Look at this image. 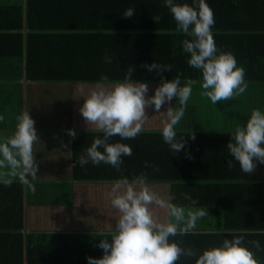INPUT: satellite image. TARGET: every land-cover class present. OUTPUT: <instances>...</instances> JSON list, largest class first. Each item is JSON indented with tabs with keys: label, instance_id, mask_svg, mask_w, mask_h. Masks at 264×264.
I'll return each instance as SVG.
<instances>
[{
	"label": "trees",
	"instance_id": "1",
	"mask_svg": "<svg viewBox=\"0 0 264 264\" xmlns=\"http://www.w3.org/2000/svg\"><path fill=\"white\" fill-rule=\"evenodd\" d=\"M9 1L0 0V33H19L23 25H26L28 35L42 41L40 44L41 47L44 46V53L49 49L53 60L62 61L67 69H71L68 72L74 76L72 81L94 83L102 72L111 79L119 76L123 78L129 65L133 66L131 79L152 84L160 83L161 75L165 79H173L178 74L177 71L182 77L200 79L198 70L187 64V54L182 52L180 43L184 34L176 31L175 21L162 0H26L24 14L19 3L13 2L11 5ZM208 3L213 9L215 21L218 22V25H212L217 46L235 52L238 64L245 68V75L252 77L257 73L259 81H264V34L261 33L262 37H256L257 39L250 35H258L250 31L264 30V26H258V22L264 21V0H208ZM128 7L135 8L133 15L122 16L121 13ZM237 13H243V16H237ZM157 15L160 19L155 21L153 17ZM233 17L242 19L239 27ZM235 40H239L235 48L230 47L232 45L225 47L227 43H233L234 46L237 43ZM248 42L259 45L255 52L251 51L257 57L254 62L246 57L243 50L238 51L246 48ZM106 53L113 55L111 63L104 62ZM154 60L170 63L173 68L162 69L160 72L153 69L150 72L144 64ZM78 66L81 69L75 74L74 70ZM183 132L186 144L175 154L169 153L160 132L143 133L139 136L138 144L131 141L134 138L125 141L132 144L134 151L130 161L131 168L134 169L130 173L121 171L113 176L104 174L96 177L78 174L75 179L114 182L121 176L131 178L143 172L149 182L170 183L175 196L181 192L183 196L191 194L184 202L178 203L174 198L178 207L191 205L208 209L212 219L220 216L224 220L221 227L211 221L208 223L209 220L204 216L197 218L202 220L197 229L176 237L184 245L202 248L218 242L219 234L221 238H230L231 234L243 233L246 241L258 240L264 246V208L260 209L262 205L258 208L259 205L257 201L255 203L252 195L247 200L236 201L232 198L233 193L227 194L233 186H242L248 190L252 185L264 187V177L257 178L261 179L259 181L250 175L235 179L232 178L235 176L209 172L208 168L217 167V160L209 162L192 140L208 136L210 132L190 131L192 135L188 131ZM190 141L194 143V147L189 145ZM146 159L155 160L150 163H160V170L151 171L144 163ZM10 186L19 188L20 184L13 182L7 187ZM219 193L223 195L221 199L227 200V204L219 201ZM210 199L213 200L211 207L200 202ZM20 200L17 195L0 207L1 240L11 243L12 256L8 260L12 264H87L86 256L102 255L103 250L97 246L100 237L96 235L103 231L50 234L36 232L35 236H27L24 247V221ZM9 206L15 210V215L11 217L14 222L9 220ZM253 250L259 258V264H264V247ZM173 264H181V261H174Z\"/></svg>",
	"mask_w": 264,
	"mask_h": 264
},
{
	"label": "clouds",
	"instance_id": "2",
	"mask_svg": "<svg viewBox=\"0 0 264 264\" xmlns=\"http://www.w3.org/2000/svg\"><path fill=\"white\" fill-rule=\"evenodd\" d=\"M162 3L172 15L176 31L184 34L180 41L182 52L187 54V64L198 70L200 79L182 77L178 71L170 80L161 75L160 83L149 95L147 81L130 78L131 65L123 78L111 79L100 73L94 86L83 96L79 111L87 129L94 126L93 130L102 135H94L76 158L81 167L104 163L120 170L123 157L133 154V146L125 141L144 130V122L149 117L147 106L165 115L159 132L169 153L175 154L186 144L185 132L177 126L184 117L193 85L199 83L202 94L213 104L244 93L248 86L244 66L238 64L231 50H222L215 42L212 28L215 19L208 0H162ZM134 10L128 7L121 15L131 17ZM103 60L111 63L113 55L106 53ZM144 67L150 72L173 68L170 63L157 60L145 63ZM173 97L175 103L170 104ZM161 105L166 110L160 111ZM16 120L10 134H0V169L7 168L11 175L29 184V178L37 176L34 144L39 137L28 110ZM67 132L73 139L77 135L71 128ZM187 133L192 135L190 131ZM229 133L231 138L226 145L231 157L227 160L229 168L235 162L247 175L256 170L258 162L264 164V107H253L247 120L238 123ZM114 134H119L120 139L109 142ZM29 186L35 190L34 184ZM108 196L118 216L114 224L110 222L102 234L96 235L100 237L97 246L103 253L99 257L86 256L87 264H173L178 260L181 264H259L253 249L261 250L264 246L258 240L246 241L243 233L231 234L230 238H221L219 234L218 242L202 248L184 245L176 239L178 235L192 233L196 219L206 212L199 209L185 219L183 210L173 203V194L156 190L143 172L116 179ZM155 209L166 210V218L158 217Z\"/></svg>",
	"mask_w": 264,
	"mask_h": 264
},
{
	"label": "crops",
	"instance_id": "3",
	"mask_svg": "<svg viewBox=\"0 0 264 264\" xmlns=\"http://www.w3.org/2000/svg\"><path fill=\"white\" fill-rule=\"evenodd\" d=\"M10 2L11 5L13 2L19 3L18 5L23 7V14L25 13L26 0H10ZM237 16L241 17L243 13H237ZM233 20L239 27L242 19L233 17ZM262 22H258V26H264V21ZM215 23L218 25L217 20ZM250 33L258 34L254 36L250 34L253 39H257L256 37H262L261 33L264 34V30L250 31ZM28 34L26 25H23L19 33L15 31L0 33V116L3 117L0 120V134H10L16 125L17 116L28 110L34 120V127L40 140L34 144L36 151L34 158L38 161L37 176L35 179L29 178V184L35 185L34 191L18 176L11 175L7 168L0 169V183H2L0 184V207L15 199L17 195L21 198L24 247H26L27 236H35L36 232L50 234L52 232L104 231L110 226V222L114 224V222L108 221L112 213H116L115 216H118V212L111 206L108 196L113 182L92 179H79L78 181L75 176L78 174H85L88 177L104 174L113 176L121 171L130 173L134 169L131 168V156L123 157L124 163L120 170L104 163L97 165L88 163L82 167L76 164V158L90 144L92 137L102 135L93 130L94 126L90 125L87 129L85 119L79 111L84 101L83 96L88 94L94 83L72 81L74 76L68 72L71 69H67L64 62L53 60L49 49L44 53V46L41 47L40 44L42 41L35 40L34 36ZM235 42L237 43L234 46L233 43H227L225 47L232 45L230 47L235 48L239 40H235ZM258 46L255 42H248L246 48L238 51L242 52L243 50L246 57L254 62L257 57L251 51L255 52ZM79 69H81L80 66L75 68V74H78ZM256 75L258 74L254 73L252 77L245 75L248 86L244 93L224 102L218 100L215 104L202 94L203 90L199 83L193 85L192 94L185 107L184 117L177 127L181 131L211 133L208 136L192 140L196 143V148L203 151L202 155L209 159V162L217 160V167L208 168L209 172L216 175L235 176L232 177L235 179L246 175L240 171L239 165L235 162L233 167L227 166V160L231 157L227 152L226 145L231 138L229 132L238 123L247 120L250 110L253 107H264V81H259L260 79ZM158 84L148 83L149 95ZM175 99L173 97L169 103H175ZM164 110H166L165 105H161L160 111ZM146 115L149 117L144 122V130L136 136L137 138L131 140L134 144H138L140 134L159 132L161 120L165 118L163 113H156V110L151 106L146 107ZM69 128L74 129L77 133L74 139L67 132ZM215 133L220 134L216 135ZM118 139L120 138L117 134H114L109 137V142ZM194 143L190 141L189 145L193 146ZM132 155L134 156V154ZM145 161L149 162L147 167L152 169L151 171L160 170V163H150L155 160L148 159ZM148 168L145 170L147 171ZM249 175L258 181L261 180L257 178L264 177V164L258 162L256 170L246 176ZM13 182L19 183L20 187H7ZM150 184L160 192L174 194L170 183L150 182ZM250 188L248 190L242 186H233L232 189L228 188L230 190L227 194L233 193L232 198L236 201H241L252 195L255 203L257 201L259 205L258 208L262 205L260 209H263L264 187L252 185ZM219 195V199L223 198L222 194L219 193ZM173 196L179 203L184 202V199H189L191 194L183 196L181 192ZM211 200L200 202L211 207L213 203ZM219 201L227 204V200ZM173 203L179 206L175 201ZM9 208L11 210L9 220L14 222L12 216L15 215V210L11 209V206ZM180 208L183 210L185 219L188 218L189 213L200 209L191 205L180 206ZM162 210H155V213L163 219L166 218V210ZM203 210L206 212L204 217L209 220L208 223L211 221L223 227L224 220L220 216L214 220L207 211L208 209ZM198 218L200 219V217ZM195 223L196 227H199L202 220L196 219ZM196 227L195 229H197ZM16 251L18 253V249ZM10 252H12L10 241L1 240L0 234V264H12L8 260L12 256Z\"/></svg>",
	"mask_w": 264,
	"mask_h": 264
},
{
	"label": "rangeland",
	"instance_id": "4",
	"mask_svg": "<svg viewBox=\"0 0 264 264\" xmlns=\"http://www.w3.org/2000/svg\"><path fill=\"white\" fill-rule=\"evenodd\" d=\"M155 210H159V209H155ZM160 210H162V209H160ZM162 212H163V210H162ZM115 214H116V213H112V215L109 216V218H108V221H109V222H110V221L115 222V221H114V218L116 217Z\"/></svg>",
	"mask_w": 264,
	"mask_h": 264
}]
</instances>
